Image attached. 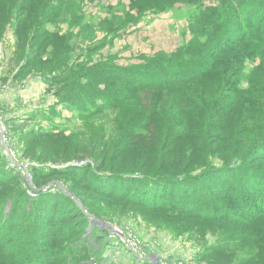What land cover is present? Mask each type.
<instances>
[{
  "label": "rangeland",
  "instance_id": "374dc122",
  "mask_svg": "<svg viewBox=\"0 0 264 264\" xmlns=\"http://www.w3.org/2000/svg\"><path fill=\"white\" fill-rule=\"evenodd\" d=\"M230 4V0H0V199L17 190L24 194L13 202L17 220L30 214L26 205L36 206L46 218L54 207L55 219H49L55 224L43 217L39 228L56 233L62 228L82 230L76 244L78 256L91 254L85 264H264V219L251 217L264 210L254 206L249 213L241 208L255 197L252 181H243L237 169L229 168L235 163L224 166L225 158L241 153L245 143L264 134V44L227 53L220 47L216 51L223 53L214 64L215 49L205 47L213 31L200 26L206 13L218 9L224 14ZM234 19L233 26H238L242 19L239 15ZM197 40L201 47L193 46ZM194 48L203 53V75L164 94L138 92L133 88L139 82L135 74L127 73L134 83L126 84L101 71L102 82L94 84L99 93H107L103 82L108 77L118 89L126 85L127 92L115 94L114 104L98 111L83 110L77 99H70L74 86L67 91L54 82L65 74L69 79L64 84L70 86L75 83L71 72L76 71L84 78L81 87L93 65L111 60L119 69L154 59V64L171 58L186 62L194 58ZM60 88L68 95L64 101L58 97ZM189 160L196 166L213 164L197 169L204 173L200 180L175 188V202L216 204L207 208L211 216L199 212L208 217L206 221L145 208L144 198L129 191L140 189V182L117 184L116 179L108 183L106 178L86 176L98 163L120 173H150ZM247 163L262 168L264 146ZM170 182L174 189L175 181ZM5 206L9 212L11 203ZM71 208L79 210L78 215ZM29 217L18 221L26 226L18 229L24 232L23 243L34 227L35 218ZM43 232L38 234L44 242L40 247L50 258L54 247H61L60 239L47 232L48 239ZM13 234L9 240L0 237L10 250L18 244ZM50 237L56 240L52 248Z\"/></svg>",
  "mask_w": 264,
  "mask_h": 264
},
{
  "label": "trees",
  "instance_id": "16d2710c",
  "mask_svg": "<svg viewBox=\"0 0 264 264\" xmlns=\"http://www.w3.org/2000/svg\"><path fill=\"white\" fill-rule=\"evenodd\" d=\"M227 3L229 0H225ZM231 4L226 6V10L224 14L220 12L218 9L214 11H209V13H206L204 15L205 20L202 19L201 28L206 29V31L212 30V36L209 38L208 44H206V48L208 50L215 49V53L211 55V58L214 60V64H217L221 58L222 53L228 52V51H235L240 49H249L247 47L248 44H264V0H250V3L247 4L249 0H230ZM239 15V18H241V23L239 22V25L233 26V19L237 18ZM235 20V19H234ZM238 30H235V27ZM240 28V29H239ZM239 30L242 32L239 33ZM202 43L197 40L193 43V46H199L201 47ZM245 45V46H244ZM244 46V47H243ZM220 47H222V53H217V49L219 50ZM243 47V48H241ZM224 48H226L224 50ZM191 47L189 48L190 51ZM195 52L193 53L192 57H194L192 60L183 62L178 59L171 58L168 59H160L158 60V64H154L157 60H149L145 64H138V65H128L125 68H120L117 66L114 62V60L111 61H105L100 62L97 65H93L92 68L88 70L89 75L86 76V84H82L80 87V81L81 79H84L82 77H77L76 71L71 72V76L73 77V80L75 83H72L70 86H65L64 83H67L68 81H65V78L69 79V75L62 74L59 79L56 78L55 84L60 85L62 87L67 88V91H69L71 86H74L75 89L73 90V94L70 99H77L79 103L83 107V110H90V111H98L102 110V108L111 102H115L116 97L113 98L115 94L118 93H125L127 92V86L121 88H116L112 84L110 77L106 78L103 83H106L107 85V93L101 94L96 90V86L94 85L95 82H102V74L100 75V72L103 71V74H110L114 75L113 78H117L121 81H126V84H130L131 82L134 83L132 77L130 78V75L128 74H135V80H138L139 82L135 81V85H133V88H136V90L139 92L140 90H146V91H155L159 94H164L166 90L169 88H177L180 85L190 82L191 80L197 79L203 75V71L201 69L203 66H200L201 61L203 60V53L199 54L196 53L197 49L194 48ZM221 52V51H220ZM158 66V67H157ZM116 67V68H115ZM99 71V74L96 71ZM146 71H155L153 74H147ZM56 72V70H55ZM117 73V74H115ZM121 73V74H120ZM127 75V76H126ZM105 78V77H104ZM108 79V80H107ZM57 81L59 84H57ZM65 81V82H64ZM175 82V83H173ZM228 83V80L226 84ZM86 85L89 86L86 88ZM176 85V86H172ZM118 87V86H117ZM130 90V89H129ZM67 91H65L67 93ZM64 95V96H63ZM67 94L63 93V89L58 91V97L60 98V101L65 99V96ZM68 96V95H67ZM100 101H104V103H101ZM229 102V101H227ZM114 104V103H113ZM137 128V127H134ZM133 128V129H134ZM141 134H144L143 132H140ZM136 135H140L139 132H135ZM194 135L198 136V133H194ZM130 137V136H129ZM257 139L253 141H249L248 143L244 144V147L241 150V153H236L233 155L228 156L224 159V166L229 167L231 163H235L234 167L230 166L231 169H237V172L240 175L244 176L245 178L243 181H252L253 184V191L255 194V197L251 200L250 197L245 199H250L249 204L247 207H243L244 204L241 205V208H247L246 212L253 213V207L254 206H261L262 210H264V166L257 167L254 165H251L247 163V160L250 159L253 154H256L257 151L264 146V134L256 137ZM244 143V142H242ZM172 151L170 153H174L175 150L168 149L166 152ZM215 150H212L211 152H214ZM211 154V153H210ZM237 156H240L239 158ZM235 157V158H232ZM204 158V157H203ZM188 159V158H187ZM204 158L203 160H205ZM247 159V160H246ZM103 162V161H102ZM246 162V163H245ZM103 163H98L97 166H94L92 168V172L86 173V176H96L95 178H106L103 181H111L112 179H116L115 183L120 181H132L135 184L136 182H140L142 185L140 189H129V191H137L136 193H139V197L142 199L144 198V204L143 206H146L145 208L149 210H155L157 209L158 212L164 213L166 216L172 215L174 218H180V219H195L194 221H206L205 219H208V217L203 216L209 215L211 213L208 212L207 208L216 207L215 205H212L210 207H203L202 204H200L201 201H197L196 206H187L186 204H178L175 202V194L176 189L181 187V185H186L190 182L200 180V178H203L201 171L204 169V167H208L211 164H205L201 166H196L194 163H192L190 160L183 163V164H177L175 167H173L171 170L166 171H158L154 170V172L145 173L140 172L139 173H120L119 171L112 170L111 168H108L106 165H101ZM171 165V164H170ZM169 165V166H170ZM195 165V166H194ZM71 168H80L82 169L83 165L81 164H71ZM256 167V168H254ZM84 168V167H83ZM201 171H197L199 169ZM84 172V171H83ZM85 173V172H84ZM212 173H215V170L212 171ZM211 173L207 174L210 175ZM61 177V176H60ZM91 180H93L91 178ZM102 180V179H101ZM170 180L175 181L176 184H174L173 189V183L170 184ZM2 179H0V182ZM42 183L45 182V180H41ZM169 182V183H168ZM231 182H227L226 184H230ZM118 184V183H117ZM257 184V185H256ZM42 184H38V186H41ZM114 189H118L119 186H116V184L113 185ZM111 186H109V189ZM104 189V188H103ZM207 189V188H206ZM234 189V188H233ZM232 190V189H231ZM117 192V190L115 191ZM232 192V191H231ZM99 194H104V192H100ZM24 195L19 190L13 191V195L7 198H1L0 199V237L3 236L4 240H9L10 235L14 233L16 238H18V244L15 246L12 250H10L9 245H6V241H3L0 243V246L2 250L0 251V264H85L86 261L91 257V254L88 257L81 258L78 256V243L81 238L80 233L82 230L75 232L71 231L68 228H65V230H62L63 232L56 233L54 230H46L40 229L39 225L43 220V217H45V214H42L40 210H37L34 205H26V208L30 210L29 215L24 214L20 216L19 220H17V217H15V210L17 207L14 206L13 202L17 200L16 197ZM81 196V193H79ZM168 196V197H167ZM241 196V195H240ZM20 197V198H21ZM205 202V201H204ZM11 203V210L8 212L6 211V204ZM140 204V203H139ZM167 205V206H166ZM70 206V205H69ZM141 206V207H143ZM15 207V208H14ZM90 208V207H89ZM92 209V208H91ZM203 211V215H201L199 212ZM72 213H79V210H76L75 208H71ZM81 212V211H80ZM82 213V212H81ZM42 214V215H41ZM48 217H45L46 222L50 221L49 223H54L50 219H55L56 216V209L54 207H51L50 213H46ZM55 214L53 217L52 215ZM33 216L35 218V222L33 223V229L30 232V235L28 236L29 239L23 243V235H21L24 232L19 233L18 229L24 230L26 229V226H23L22 224H19L18 221H28L27 217ZM176 215V217L174 216ZM211 216V215H209ZM252 218H256L259 220L264 219V213L256 215L251 214ZM50 218V219H49ZM251 218V219H252ZM24 219V220H23ZM71 219V218H70ZM198 219V220H196ZM203 219V220H202ZM210 221V220H209ZM55 224V223H54ZM59 225V222L57 223ZM21 227V228H20ZM13 231V232H12ZM43 232L52 233V236L58 237L57 239L60 242V248L59 245L57 246L55 243L56 240H53L54 238H51L49 240V244L51 243V248L54 247L55 250H52L54 252L51 253L50 258L44 257V250L42 249L43 237L38 235L39 233ZM56 233V234H54ZM19 236H18V235ZM54 236V237H55ZM49 239V233H47L46 236H44ZM97 256V255H95ZM100 259V258H99ZM98 259V261H99Z\"/></svg>",
  "mask_w": 264,
  "mask_h": 264
},
{
  "label": "bare ground",
  "instance_id": "6f19581e",
  "mask_svg": "<svg viewBox=\"0 0 264 264\" xmlns=\"http://www.w3.org/2000/svg\"><path fill=\"white\" fill-rule=\"evenodd\" d=\"M4 107V106H3ZM135 242V241H134Z\"/></svg>",
  "mask_w": 264,
  "mask_h": 264
}]
</instances>
